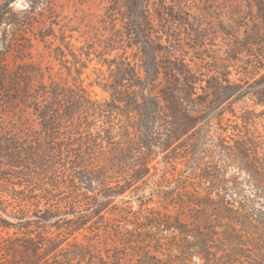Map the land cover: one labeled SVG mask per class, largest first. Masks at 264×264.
<instances>
[{
    "label": "rangeland",
    "instance_id": "rangeland-1",
    "mask_svg": "<svg viewBox=\"0 0 264 264\" xmlns=\"http://www.w3.org/2000/svg\"><path fill=\"white\" fill-rule=\"evenodd\" d=\"M11 8L13 24L0 30V71L9 81L0 87V264H141L151 257L186 264L168 251L170 243L158 247L159 231L149 227L154 217H190L183 208L165 210L157 196L183 186L185 143L170 151V159L155 149L149 181L133 183L131 190L118 187L125 194L110 201L104 188L117 180L126 185L123 178L96 177L90 188L71 166H45L47 135L34 105L73 100L82 127L77 145L88 131L87 109L112 102L104 86L129 79L117 65L140 77L144 64L172 65L176 74L187 69L195 83L188 107L203 112L196 135L187 140L201 144L199 176L207 178L206 187L210 177L223 176L234 196L237 187L253 182L237 169L245 167L237 150L242 140L259 154L264 173V94H252L264 91V83L253 84L264 75V0H18ZM158 82L167 85L164 74ZM247 82L253 85L238 100L235 85ZM124 115L116 110L91 118L89 127H114L125 142L124 128L132 122ZM153 195V210L137 202ZM248 232V244L264 241L260 232ZM235 264L251 262L239 257Z\"/></svg>",
    "mask_w": 264,
    "mask_h": 264
},
{
    "label": "trees",
    "instance_id": "trees-1",
    "mask_svg": "<svg viewBox=\"0 0 264 264\" xmlns=\"http://www.w3.org/2000/svg\"><path fill=\"white\" fill-rule=\"evenodd\" d=\"M16 1L18 0H3L0 4V30L3 25L13 24L9 16L14 14L11 5ZM259 41L262 42L263 39H257L255 45H259ZM155 53L157 54V51H154ZM142 66L144 77L138 76L136 71L131 73L130 67L120 68L117 65V70L129 79L121 81L116 78L108 82L104 87L110 93L112 102L87 109V116L95 117L94 119L122 110L124 116L132 122L124 128L127 133L123 137L125 142L122 135H117L116 129L111 126L101 127L94 132L89 127V118L84 123L88 127L86 137L74 145L77 136L82 135V127L75 121L74 101L70 98L58 102L44 100L34 105V112L47 135L45 166H54L56 170L71 166V172L75 176L80 175L78 180L81 184L88 183L90 188L96 183V177L104 181L123 178L126 185L117 180L111 181L110 185L104 188L105 199L113 201L126 192L121 193L117 190L118 187L131 190L133 183L149 181L154 168L152 163L157 155L155 149H162L169 158L170 151H173L179 142L185 143V156L182 158H185L186 169L182 172L185 175L189 169L193 174L188 171L189 175L181 176L184 180L183 186L178 188L174 195L160 191L157 196L161 204L167 206L163 207L165 210L172 206L174 209L183 208V211L190 213V217L182 219L178 214L174 218L163 216L150 219L149 227L159 231L155 243L158 247L164 246V241L170 243L168 251L182 256L188 262L186 264H235L239 257L249 260L251 264L264 263V241L261 244H248V231L256 230L264 236V173L258 168L256 158L259 154L253 153L244 140L239 143L238 156L245 167L237 168L238 172L248 173L253 182L237 187L235 199L228 193V181L223 176L210 177L212 184L206 187L207 178H202L204 181L201 179V165L196 163L201 161L197 159L202 153L201 144L193 145L187 142L191 135H196L203 115L202 111H192L188 107V102L194 101L191 94L195 91V83L189 78L190 71L178 69L176 74L172 65L163 69L155 63ZM127 70H130L129 74H126ZM161 74H164L167 81V85L163 87L158 82ZM7 78L6 73L1 70L0 87L3 90L9 83ZM263 83L264 75L253 82L256 85ZM253 84L247 82L245 85H235V92L239 94L238 100L245 96L242 90L246 86L252 87ZM252 94L260 99L264 91H255ZM261 102L264 104V101ZM129 129L135 132L132 133L133 137L132 134L128 136ZM115 134L118 137H115ZM113 136L120 137L122 142L116 141ZM106 145L109 147H105ZM196 180L198 185L193 186ZM113 184L116 186H112ZM154 196H143V200L137 202L146 210H153L150 205ZM84 225L85 223H82L80 226ZM38 250L39 248H33L32 251L37 253ZM160 262L162 261L158 257H151L141 264H161Z\"/></svg>",
    "mask_w": 264,
    "mask_h": 264
}]
</instances>
